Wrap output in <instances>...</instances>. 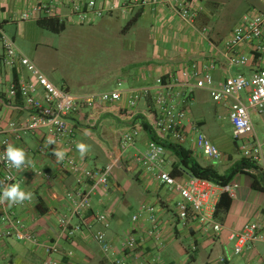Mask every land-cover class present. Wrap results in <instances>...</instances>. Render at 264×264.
Segmentation results:
<instances>
[{"label": "crops", "instance_id": "0c3cea01", "mask_svg": "<svg viewBox=\"0 0 264 264\" xmlns=\"http://www.w3.org/2000/svg\"><path fill=\"white\" fill-rule=\"evenodd\" d=\"M41 1L53 3L61 15L59 20L62 22L74 23V19L77 18L71 12V0H0L1 28L6 32L13 24L37 23L39 18L20 21L19 17ZM96 1L98 6L105 10L104 16L96 18L91 24L79 23L80 25L92 26L97 21H105L107 18H110V21L114 18H131L120 33H112L115 37H122V40H129L123 47L119 42L121 47L115 48L111 53L119 60L117 67L112 65L116 67V73L112 75L117 80L111 84H96L95 87H76V93H72L69 86L58 85L47 77L56 86L67 89L77 97L121 92L122 99L117 103L101 104L100 108L94 111L84 107L70 117L71 123L76 127L77 144L83 143L87 146L86 154L81 157L76 145L77 159L87 168L92 169L91 166H94L93 168L97 170L115 163L109 189L106 192L95 191L93 194L94 212L106 210L111 212V227L107 230L109 240L120 252L121 240L134 228L132 216L139 212L143 204H149L157 209L162 239L159 241L147 239L142 242L139 258L154 262L160 258L158 254L171 250L172 254H175L174 260L166 263L160 258L166 264H189L191 261L197 262L198 259H202L205 264H264L263 241L254 242L251 248L241 255H235L234 242L229 239L232 231H241L248 223H264V192L253 188L254 176L259 173L264 175V161L256 164L258 170L245 169L235 176L232 183L238 186L236 197L232 198L229 212L224 217L217 218L223 224L224 230L215 235L198 224H182L176 210V204L182 200L179 193L170 192L159 184L151 173L134 160L135 150L123 146L120 141L121 135L133 126L143 125L144 122L148 124L150 114L157 113V95L165 92L173 103L181 104L187 110L185 129L188 138L184 147L192 151L200 164L204 166L219 164L220 169H217L221 174L227 173L238 164L235 163L233 154L224 151L225 158L221 162H213L204 156L196 147L193 131V126L198 124L210 137L204 130L207 126L205 120L198 119L192 109V106L205 97L213 101L205 82L207 73L212 76L213 85L218 87L230 77L239 74L250 77L261 68L260 63L253 57L249 45H242L235 54L248 56L250 64L242 67L231 64L229 56L231 53H228L224 43L231 37L239 22L231 27L232 18H221L217 14L225 8V0H200L204 9L194 25L167 8L136 7L124 13L123 7L129 0ZM132 21L134 22L130 24ZM133 28L137 30L132 32ZM204 29L207 31L204 32ZM21 32L22 30L19 35L22 36ZM2 54L0 47V56ZM233 54L234 52L231 56ZM211 66L214 68L211 69ZM194 73L198 75L194 76ZM159 78L163 79L164 85L157 84ZM32 80L22 66L10 70L0 65V93L5 97L8 96L12 82ZM139 89L149 90V95L145 96L135 109L134 120L128 121L124 115L131 111L128 105L129 95ZM242 97L247 103V93H243ZM213 103L219 116L229 121L235 141L234 128L229 119L231 102ZM251 113L256 137L264 140V113ZM31 117L30 111H18L0 105V123L4 129H7L12 121L23 122ZM89 120H97V125L91 127ZM45 135L46 131L40 130L15 143L16 147L25 150L27 158L31 161L30 171L19 172V178L23 180L20 187L32 193L30 200L24 201L16 208V216L20 217L43 243L48 241L58 243L60 251L50 256L58 264H104V256L89 230L83 228L70 239L59 237L58 220L69 213L66 192L73 191L76 184L74 176L63 171L52 157L39 154L38 147ZM151 140L150 135L143 131L136 140L137 149L145 150ZM168 156L175 162L169 153ZM171 168L172 166H169L167 169L170 171ZM39 171L51 175L52 179L46 181L43 176L36 173ZM1 175L0 168V179ZM134 207H137L136 211L129 215V209ZM1 212L0 208V216ZM87 222L92 224L93 232L101 227L94 222L91 213L87 216ZM77 223L79 221L74 219L73 224ZM2 227L0 219V228ZM150 227L148 215L144 214L136 225V235L139 238L145 237ZM193 248L196 250L193 251ZM183 257H187L189 262H183ZM46 259L43 246L14 239L0 241V264H43ZM222 259H225V262H222Z\"/></svg>", "mask_w": 264, "mask_h": 264}, {"label": "built area", "instance_id": "2783aa9c", "mask_svg": "<svg viewBox=\"0 0 264 264\" xmlns=\"http://www.w3.org/2000/svg\"><path fill=\"white\" fill-rule=\"evenodd\" d=\"M136 7L167 8L194 25L201 15L204 6L200 0H129L123 7V12L132 11ZM53 3L47 4L43 1L35 4L30 10L19 17L20 21H28L37 18L49 17L60 19L61 15ZM71 12L77 17L80 24H91L96 18H102L105 10L98 6L96 0H71ZM207 29H204L206 32ZM242 45L252 48V55L260 63L261 68L248 77L239 74L228 78L218 87L213 85V78L206 75L211 98L215 103L231 102L229 119L234 128L236 140L244 139L245 143L241 152L244 157L254 164L264 161V140L256 137L255 124L252 113H264V14L252 13L244 15L241 22L234 28L232 35L224 46L230 56L233 66L242 67L250 64V58L245 55H236V51ZM0 47L3 54L0 56V65L10 70L22 66L33 78L27 82H12L8 89V96H0V105L18 111H30L32 117L23 122L12 121L7 129L0 123V156H3L9 144L14 146L21 142L29 134H36L40 130L46 131L42 144L38 147L39 154L52 157L58 166L65 172L74 176L76 188L66 192V200L69 213L58 220L60 238L70 239L83 228L91 232L94 242L100 247L104 256V264H166L160 258L149 262L142 257L139 258L140 246L147 239L159 241L162 239V227L155 206L143 204L139 212L132 216L134 228L120 242V252L109 240L107 230L111 227V212H94L93 194L95 191L106 192L111 186V178L115 163L103 169H89L81 163L76 155V127L71 123L70 117L82 108L98 110L101 104L117 103L122 99L121 92L103 93L97 96H74L67 89L56 86L47 75L41 71L35 62L25 56L16 45L13 38L6 34L0 26ZM214 68L213 66L210 67ZM188 75V73H185ZM198 73H194L197 76ZM158 85H164L163 79L159 78ZM247 93V103L244 102L242 94ZM149 90H134L129 95L130 112L124 117L128 121L135 118V109ZM22 102V103H21ZM157 113L150 114L148 125L151 127L157 140L149 141L145 150H138L136 140L144 131L143 125L138 124L124 132L120 141L125 147L135 150L134 160L151 173L159 184L165 186L170 192H177L182 200L176 204L179 221L184 224H198L206 231H212L215 235L224 230V226L216 217V207L223 194L230 198L236 197L237 185L234 183L225 186L217 185L211 181L199 177L184 175L175 177L167 168L173 166L166 148L159 141H170L174 144L184 146L188 136L185 121L187 110L181 104L173 103L168 94L161 92L156 97ZM97 120H89L91 127L97 125ZM195 134L194 142L197 149L213 162H221L225 155L202 131L198 124L193 126ZM3 136V138L1 137ZM51 137L55 140L53 144L46 141ZM54 151L66 153L63 160L58 161L53 154ZM2 175L0 179V195L2 189L8 184L23 183L19 178V172L30 171L31 165H26L22 170H16L0 161ZM50 181L52 176L43 172H36ZM11 177V179H9ZM19 204H9L8 201L0 202L2 210L0 219L3 227L0 228V241L14 239L18 241L31 242L36 246H43L47 259L43 264H58L50 256L60 251L55 241L43 243L40 238L32 232L28 225L18 216L16 208ZM93 214L94 222L101 227L92 231V224L87 222L88 214ZM144 214L148 215L151 224L145 237L136 235V225ZM77 219L79 223L73 224ZM229 239L234 242L233 252L241 255L245 250L251 248L254 242H264V223H248L241 231H232ZM196 250L193 248V251ZM72 255V253H70ZM225 262V259H222Z\"/></svg>", "mask_w": 264, "mask_h": 264}, {"label": "rangeland", "instance_id": "374dc122", "mask_svg": "<svg viewBox=\"0 0 264 264\" xmlns=\"http://www.w3.org/2000/svg\"><path fill=\"white\" fill-rule=\"evenodd\" d=\"M225 4V8L217 14L221 18H232L231 27L240 23L249 12L264 14V0H225ZM130 19L121 17L110 21V18H107L105 21L100 20L92 26H87L80 25L75 18L74 23H66V29L61 33L43 29L36 22L18 23L11 25L6 33L15 37L18 48L56 84L69 86L72 93H76V87H95L96 84H111L117 80L112 74L116 73L119 60L111 53L115 48L127 45L129 40H122V37H115L112 33H120ZM20 30L22 36L19 35ZM135 30L137 29L133 28L132 32ZM192 109L198 119L205 120L207 126L204 130L221 152L233 154L235 163L241 162L243 159L241 150L245 140L241 138L234 141L229 121L219 116L213 101L205 97L192 106ZM215 139L220 140L215 142ZM214 166L220 169L219 164L215 163ZM91 167L94 169V166ZM136 208L129 209L128 214L132 215ZM157 256L166 263L175 258L171 250ZM182 261L189 262V259L183 257ZM189 264L205 263L198 259L197 262L191 261Z\"/></svg>", "mask_w": 264, "mask_h": 264}, {"label": "trees", "instance_id": "16d2710c", "mask_svg": "<svg viewBox=\"0 0 264 264\" xmlns=\"http://www.w3.org/2000/svg\"><path fill=\"white\" fill-rule=\"evenodd\" d=\"M134 21L130 22L132 24ZM37 24L46 30L54 33H61L66 29V23L60 21L58 18L43 17L37 21ZM17 83V82H16ZM0 96H3L0 93ZM143 122V121H142ZM144 131L147 132L152 140H157L151 127L144 122ZM167 150V152L175 159L173 162L171 174L175 177H183L189 175L192 177H199L207 179L214 184L225 186L232 183L235 176L245 169L258 170L256 164L251 163L247 159L243 158L241 162H238L227 173L221 174L214 165L204 166L200 164L195 158L191 150L184 146L174 144L170 141H159ZM253 188L257 191L264 192V175L259 173L254 176ZM232 205V198L228 194H223L216 207V217H224L230 210Z\"/></svg>", "mask_w": 264, "mask_h": 264}, {"label": "clouds", "instance_id": "9594fccd", "mask_svg": "<svg viewBox=\"0 0 264 264\" xmlns=\"http://www.w3.org/2000/svg\"><path fill=\"white\" fill-rule=\"evenodd\" d=\"M47 144L55 143V140L51 137L46 141ZM77 149L80 152L81 157L86 154L87 146L83 143L77 144ZM58 161L64 159L66 153L64 151H54L53 153ZM0 161L5 162L11 168L16 170H22L26 165L31 164V161L27 158V154L24 149L9 144L3 156H0ZM11 179V177H9ZM32 198L31 192H26L21 189L19 184L13 183L3 187L2 195H0V202L8 201L10 204H22L26 200Z\"/></svg>", "mask_w": 264, "mask_h": 264}]
</instances>
